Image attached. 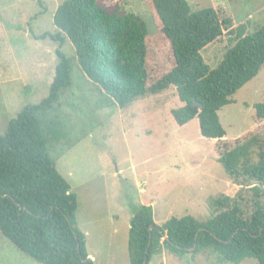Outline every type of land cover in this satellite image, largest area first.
<instances>
[{
  "label": "trees",
  "instance_id": "trees-1",
  "mask_svg": "<svg viewBox=\"0 0 264 264\" xmlns=\"http://www.w3.org/2000/svg\"><path fill=\"white\" fill-rule=\"evenodd\" d=\"M147 3L158 25L155 34L137 14L108 11L96 0H63L52 16L57 32L36 37L58 42L57 62L48 94L25 105L0 133V232L42 264H94L76 226V194L48 149L49 139L58 137L60 129L47 114L71 86L72 59L61 50L64 38L83 74L113 105L125 109L145 95L173 89L181 102L169 112L174 124L197 119L201 136L215 140L216 161L227 176L234 182L240 177L253 181L257 198L264 186V139L251 132L227 140L218 116L264 66V25L248 32L226 10L192 9L187 0ZM224 40V52L211 68L202 52ZM159 47L167 52L162 71L156 72L150 67L151 52ZM253 118L264 121V101L253 105ZM208 208L212 214L203 221L188 214L157 224L151 205L133 207L129 264H148L161 249L177 255L210 250L220 261L239 264L253 258L264 264L261 202L254 201L249 215L227 196L209 199Z\"/></svg>",
  "mask_w": 264,
  "mask_h": 264
},
{
  "label": "rangeland",
  "instance_id": "rangeland-1",
  "mask_svg": "<svg viewBox=\"0 0 264 264\" xmlns=\"http://www.w3.org/2000/svg\"><path fill=\"white\" fill-rule=\"evenodd\" d=\"M63 0H0V133L8 120L27 104L47 94L58 42L36 37L57 32L52 16ZM192 9L213 7L229 12L252 32L264 25V0H187ZM108 11L142 17L151 34L158 25L147 0H96ZM208 47L204 61L214 68L224 45ZM61 50L72 59L71 86L48 112L59 124L58 137L48 149L59 173L76 194V226L85 236L94 264H129L127 238L132 208L148 204L162 224L171 216L191 215L199 221L212 213L209 199H236L246 215L255 200L264 206V186L258 198L253 181H232L216 161L215 140L201 136L197 119L174 124L170 110L179 107L173 89L145 95L125 109L113 105L74 60L64 38ZM167 48L152 50L151 62L162 71ZM152 69V70H153ZM218 116L232 140L248 133L264 139V121L253 118V105L264 101V66L231 97ZM0 264H42L17 249L0 232ZM148 264H234L220 261L210 250L177 255L163 249ZM239 264H257L246 258Z\"/></svg>",
  "mask_w": 264,
  "mask_h": 264
},
{
  "label": "water",
  "instance_id": "water-1",
  "mask_svg": "<svg viewBox=\"0 0 264 264\" xmlns=\"http://www.w3.org/2000/svg\"><path fill=\"white\" fill-rule=\"evenodd\" d=\"M193 248H191L190 250H192ZM90 258V257H89ZM142 264H146V261H144Z\"/></svg>",
  "mask_w": 264,
  "mask_h": 264
},
{
  "label": "crops",
  "instance_id": "crops-1",
  "mask_svg": "<svg viewBox=\"0 0 264 264\" xmlns=\"http://www.w3.org/2000/svg\"><path fill=\"white\" fill-rule=\"evenodd\" d=\"M90 258H92V259H93V257H90Z\"/></svg>",
  "mask_w": 264,
  "mask_h": 264
}]
</instances>
